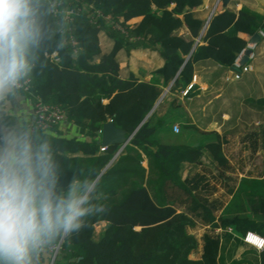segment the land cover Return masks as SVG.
I'll return each mask as SVG.
<instances>
[{"label":"trees","instance_id":"obj_1","mask_svg":"<svg viewBox=\"0 0 264 264\" xmlns=\"http://www.w3.org/2000/svg\"><path fill=\"white\" fill-rule=\"evenodd\" d=\"M81 1L87 7L69 24L60 23L53 14L48 17L52 38L37 52L35 68L27 77L31 80V100L59 107L81 135L65 136L57 132L58 126L47 131L32 129L27 121L17 125L7 118L13 128L26 127L40 136L53 133L48 138L69 176L82 169L83 175L91 171L100 178L105 211L91 217L89 226L78 234L56 243L61 248L54 264H219L221 240L228 229L245 235L247 224H254L260 225L258 231L263 234L264 177L242 178L217 221L211 209L198 201L195 210L201 208L199 213L180 212L171 203H157L145 185L146 168L139 148L154 151L164 174L182 189H187L181 174L183 163L196 161L204 150L219 165L227 163L224 141L215 133L198 132L187 125L192 119L175 105V99L164 115H158L168 99L161 95L167 86L170 93L181 92L202 61L218 64L220 74L233 66L248 45L242 34L253 36L264 30V16L247 9L226 8L207 21L197 10L203 0ZM94 10L115 20L122 18L124 24L142 17L138 23L127 24L130 36L136 39L129 40L103 18L94 22ZM183 27L188 29V36L178 33ZM103 32L113 42L109 50L103 49ZM61 42L63 47L58 46ZM141 45L156 48L164 59L152 80L134 72L125 76L121 73L119 53ZM54 52L58 60L52 57ZM260 107L264 109V95ZM173 118H181L191 130L189 135L200 138L198 143L164 142ZM111 119L131 137L121 150L116 144L101 150L99 131ZM127 186L128 191L116 199ZM101 222L107 226L98 236L96 228ZM198 223L210 227L201 238L191 231ZM215 227H221V231L216 232ZM201 243V259L191 258V252ZM51 257L48 248L41 254L40 264H50ZM260 264H264V249L260 250Z\"/></svg>","mask_w":264,"mask_h":264},{"label":"crops","instance_id":"obj_2","mask_svg":"<svg viewBox=\"0 0 264 264\" xmlns=\"http://www.w3.org/2000/svg\"><path fill=\"white\" fill-rule=\"evenodd\" d=\"M226 8L247 9L264 16V0H229L227 4H224L223 0H203L197 10L208 21L212 15ZM141 19L142 17H135L129 23H138ZM178 33L189 35L186 27L181 28ZM242 36L248 40V44L252 43V36L247 34H242ZM101 42L104 50H109L113 46V42L104 32L101 35ZM256 43V57L242 63H248L252 68L244 73L241 79L231 78L233 66L220 74L221 67L207 60L196 66L193 80L190 83L193 86L187 95H184L183 91L190 84L178 93H170L169 86L163 88L161 98L167 96L168 99L159 109L158 115H164L170 103L175 99V105L180 106L184 113L192 119V123L187 125L198 132L215 133L221 141H224L223 151L228 161L224 165H219L210 152L204 150L196 161L184 162L181 174L183 181L187 184V189H182L175 186L170 177L164 174L154 151L139 148L143 157V165L146 168L145 185L157 203L173 205L178 203L174 206L180 212L199 213L201 208L195 210L198 201L209 207L219 221L242 178L264 177V173L260 174L259 171L263 166L259 153L261 147H264V109L260 107V99L264 95V36H261ZM119 59L123 76L134 72L146 80L155 78V71L164 64V59L158 50L145 45L135 47L130 51L122 50L119 53ZM32 117L33 103L25 92L16 91L15 95L0 101V124L13 128L14 125L7 123V118L14 120L18 125L24 121L28 122ZM180 119L173 118L174 123L167 129V133L162 138L163 141L166 143H198L199 137L193 138L190 135L180 137L179 132L174 130L175 125L179 127L185 125ZM58 130L57 132L69 137L81 135L78 127L69 121L64 122ZM254 147L259 149L255 152V157L251 159ZM247 158L248 161H246ZM99 225L100 228L98 229V226L96 228L98 236L103 232L107 223L101 222ZM198 228L193 231L198 237L210 229L209 225L202 223H198ZM214 230L219 232L221 227H215ZM197 232L201 233L197 234ZM232 234L235 238L244 241V235H237L233 231ZM227 236L221 240L219 264H222L221 258ZM233 241L235 239L229 240V243ZM234 254L228 259L231 257L234 259L236 257ZM254 255L255 264H260V250H257ZM190 257L196 260L201 259L202 243L191 252ZM244 261L228 260L227 263L249 264L248 260Z\"/></svg>","mask_w":264,"mask_h":264},{"label":"clouds","instance_id":"obj_3","mask_svg":"<svg viewBox=\"0 0 264 264\" xmlns=\"http://www.w3.org/2000/svg\"><path fill=\"white\" fill-rule=\"evenodd\" d=\"M51 14L48 0H0V101L33 72L52 38ZM51 135L0 124V264H40L46 249L105 211L99 176L65 173Z\"/></svg>","mask_w":264,"mask_h":264},{"label":"built area","instance_id":"obj_4","mask_svg":"<svg viewBox=\"0 0 264 264\" xmlns=\"http://www.w3.org/2000/svg\"><path fill=\"white\" fill-rule=\"evenodd\" d=\"M75 4L69 2V0H48L50 7L52 8V14L59 20L60 23L69 24L72 21V18L75 14L82 12L87 6L81 0H73ZM93 8V5L89 6ZM99 18H103L109 23L114 29L123 33L129 40H135L136 37L130 36L128 32V23H122V18L115 20L111 15H104L99 10H94L91 15V19L94 22H98ZM260 35L264 36V30H261ZM70 40L73 42V37L70 36ZM256 47L257 43H249L247 47L241 52V54L237 57L233 67V73L231 78L233 79H241L244 73L251 70L250 64H242L241 59L245 55L246 50H251L248 54V59L253 60L256 57ZM54 59L58 60V53L54 52L52 54ZM193 84H190L184 91L183 94L187 95L189 90L192 88ZM31 87V80L26 78L17 91L29 93ZM33 117L28 121L29 125L32 129H40V130H50L55 126L60 127L64 122L68 121L65 113L57 106L45 103L41 100L33 102ZM174 130L176 132L180 131V127L178 125L174 126ZM105 147H101V150H104ZM231 229V228H230ZM244 241L250 246L256 248L257 250L264 249V235L259 234L254 231H247L244 235ZM61 248L60 243L55 244L50 247V251L52 253L50 264H54V261L59 253Z\"/></svg>","mask_w":264,"mask_h":264},{"label":"rangeland","instance_id":"obj_5","mask_svg":"<svg viewBox=\"0 0 264 264\" xmlns=\"http://www.w3.org/2000/svg\"><path fill=\"white\" fill-rule=\"evenodd\" d=\"M181 127H180V131H179V135L180 136L181 135L182 136L183 135L187 136V135L190 134L191 130L189 129V127H187L186 125H182ZM254 149H256V148L255 147L253 148V155H252L251 159L253 157H255L254 156L256 154L255 152H257V149H259V148H257L256 150H254ZM259 154H260L261 160L263 162V166H261L259 171H260V174H263L264 173V147L263 146L261 147V151H260ZM246 161H248V158L246 159ZM128 189H129V186L123 187L120 190V192H119L118 196L116 197V199H121L122 196L128 191ZM221 204L223 205V202H221ZM174 205H178V203H175ZM97 226H98V229H99L100 225L98 224ZM242 226H243V223H240L239 227L243 231L244 229L242 228ZM246 227H247L246 231H254V232L259 233L258 230L260 228V225L247 224ZM197 229H199L198 228V224L196 226H194L191 229V231L193 232V231H196ZM227 232H228L227 233L228 236H227L226 243H225V245L223 247V253H222V258H221L222 264H228L227 263L228 260L232 261V262H236V261H240L241 262V261H244V260H248L249 264H255V255L254 254H255V252H257V249L252 247V246H250L249 244L247 245V243H245L241 239L235 238L233 236V234H232L231 229H228ZM199 233H201V232H197V234H199ZM262 235H264V232H263ZM199 238H201V237H199ZM229 238H232V239H229ZM233 239H235V241H233V243L232 242L229 243V240H233ZM234 252L236 254H234ZM232 254H234L236 257L234 259H232V257L230 259H228L230 256H232Z\"/></svg>","mask_w":264,"mask_h":264},{"label":"water","instance_id":"obj_6","mask_svg":"<svg viewBox=\"0 0 264 264\" xmlns=\"http://www.w3.org/2000/svg\"><path fill=\"white\" fill-rule=\"evenodd\" d=\"M224 4H227L229 0H223ZM252 42L256 43L260 40L261 35L260 33H256L252 36ZM251 52V50H246L245 55L242 57L241 63H245L248 60V54ZM170 89V87H169ZM101 134V145L102 147H107L109 145H120V150L124 148L129 142L131 137L127 135L126 131L124 129L118 128L114 121L111 119L107 122H105L102 126V129L99 131ZM120 150L117 152L116 156L120 152ZM113 161V160H112ZM112 161L108 164L107 167L112 163Z\"/></svg>","mask_w":264,"mask_h":264}]
</instances>
